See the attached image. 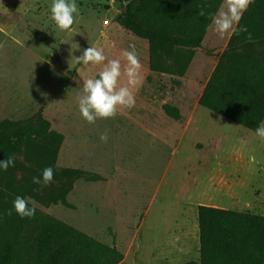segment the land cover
Masks as SVG:
<instances>
[{
    "label": "rangeland",
    "instance_id": "obj_1",
    "mask_svg": "<svg viewBox=\"0 0 264 264\" xmlns=\"http://www.w3.org/2000/svg\"><path fill=\"white\" fill-rule=\"evenodd\" d=\"M76 2L74 24L61 30L51 19L52 0H0V121L29 120L42 108L51 128L64 135L53 180L36 183L39 199L30 200L42 213L114 245L124 254L122 264L198 261L199 205L264 216V140L197 104L199 78L206 77L196 73L198 62L185 79L152 71L148 42L116 22L123 13L118 0ZM130 44L143 65L135 107L88 123L76 98L83 80L97 77L107 61L83 65L76 57L90 46L102 48L108 59L121 60L123 85L127 62L121 54ZM249 44L232 53H264L262 43ZM204 48L209 55L208 45ZM226 48L215 50L218 64ZM176 51L170 48L166 61ZM164 104L177 107L180 119L167 116ZM23 155L24 148L18 160ZM23 167L6 179L41 177L30 165ZM64 168L104 180H71L60 173ZM70 181L66 200L74 209L47 202L49 192Z\"/></svg>",
    "mask_w": 264,
    "mask_h": 264
},
{
    "label": "trees",
    "instance_id": "obj_2",
    "mask_svg": "<svg viewBox=\"0 0 264 264\" xmlns=\"http://www.w3.org/2000/svg\"><path fill=\"white\" fill-rule=\"evenodd\" d=\"M223 0H125L127 12L116 22L150 46V69L158 73L183 76L211 22L209 14ZM203 10V16L200 12ZM241 26L248 31L229 38L221 61L212 71L197 104L249 129L256 130L264 121V53H232L252 42L264 45V0H254L244 12ZM251 33V39L248 34ZM176 48L172 61L166 53ZM56 55V53L54 52ZM165 114L180 119L179 109L162 106ZM64 135L51 128L39 108L25 121H0V160L15 158V167L0 169V264H121L124 254L114 245L103 243L81 230L44 214L36 208L32 218H21L12 201L19 195L38 200L39 191L31 179L20 182L8 173L23 171V162L42 174L45 167L56 171ZM24 148L23 162L18 160ZM68 179L104 180L99 174L64 168ZM69 186H61L47 195V202L66 208L75 206L66 200ZM199 260L182 264H264V216L225 210L207 205L197 207Z\"/></svg>",
    "mask_w": 264,
    "mask_h": 264
},
{
    "label": "clouds",
    "instance_id": "obj_3",
    "mask_svg": "<svg viewBox=\"0 0 264 264\" xmlns=\"http://www.w3.org/2000/svg\"><path fill=\"white\" fill-rule=\"evenodd\" d=\"M254 0H223L220 8L214 14H209L211 26L219 37H231L247 32L246 26H241L243 14ZM51 19L61 30H69L75 22V16L79 14V7L76 0H52L50 7ZM203 10L200 15H204ZM251 39V33L248 34ZM126 60L124 75L127 78L126 84H120L122 75L121 60L108 59L102 48L88 47L84 49L82 55L76 57L79 64L89 63L101 64L103 68L92 77L83 80L80 87V94L77 96L78 109L81 116L88 123H95L97 119H111L117 115L118 109H132L136 105V91L142 83L140 57L134 44L129 45V50L121 54ZM256 135L264 140V122L257 126ZM100 140L107 142L108 136L105 133L100 135ZM10 167H15V158L8 157L0 160V169L7 171ZM54 177L52 167H45L40 178L33 177V183H40L47 186ZM15 211L21 218H32L36 214V204L30 199L17 195L12 201V208L6 214L11 215Z\"/></svg>",
    "mask_w": 264,
    "mask_h": 264
},
{
    "label": "crops",
    "instance_id": "obj_4",
    "mask_svg": "<svg viewBox=\"0 0 264 264\" xmlns=\"http://www.w3.org/2000/svg\"><path fill=\"white\" fill-rule=\"evenodd\" d=\"M211 24H210L207 32L205 33V35L203 37L201 45L199 47L194 48V50H195L194 57L191 60L185 74L183 76H179L180 78L184 77V79H185L187 77V74H188L187 72L191 68V65L195 62H198L196 73L200 74V73L204 72V74L206 75V77H200L199 78L201 80V82H203V87H202L201 93H202V91L205 87V84H206L207 80L209 79L212 71L215 69V67L217 66V64L219 62L220 56H218V57L216 56L217 52L215 50L217 48H221V47L226 48L228 45V41H229V37H227V36H225L224 39L220 40L221 37H219V35L217 33H215ZM219 42H222V44L220 46H217V44ZM205 45H208V47H209V50H210L209 55H205L203 53V51L205 49L204 48ZM223 51H224V49L221 51V54L223 53ZM261 54L262 53H260V50H256L254 53H252V55H254L256 57H260ZM201 93H200V95H201ZM187 128H188V126H186V129ZM212 207H214V206H212ZM216 208H219V207H216ZM220 209H223V208H220ZM121 264H122V262H121Z\"/></svg>",
    "mask_w": 264,
    "mask_h": 264
},
{
    "label": "water",
    "instance_id": "obj_5",
    "mask_svg": "<svg viewBox=\"0 0 264 264\" xmlns=\"http://www.w3.org/2000/svg\"><path fill=\"white\" fill-rule=\"evenodd\" d=\"M120 5L123 6V13L127 12V6H125V0H118Z\"/></svg>",
    "mask_w": 264,
    "mask_h": 264
}]
</instances>
